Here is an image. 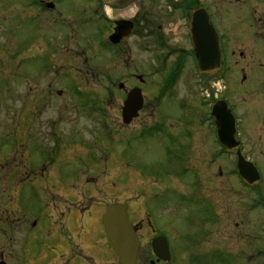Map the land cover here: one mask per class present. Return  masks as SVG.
<instances>
[{"label":"flooded vegetation","instance_id":"af4514ba","mask_svg":"<svg viewBox=\"0 0 264 264\" xmlns=\"http://www.w3.org/2000/svg\"><path fill=\"white\" fill-rule=\"evenodd\" d=\"M146 1L144 8L139 4L140 9H137V0H0L1 81L5 79L6 83L9 78H16L24 83L26 78H66L64 88L51 89L49 83L45 89L61 97L64 89L72 87L77 95L89 97L94 94L85 87L90 84L88 78L96 77L99 71L90 67L86 58L80 65L68 64V61L77 57V62L86 52L102 58L103 50L112 51L116 56L127 40L144 35L151 44L160 47L163 61L171 62L167 76L178 78L186 70L187 60L192 66L188 73L193 72L203 80L220 79L222 93L228 89L226 78L237 77L241 79L242 89L260 91L263 104L256 108L253 120L264 130V0ZM158 1L162 3L161 10L153 6V2ZM129 12L133 14L127 15ZM195 13L200 14L197 18L201 36L194 38ZM229 18L233 22L228 23ZM120 24H130V36L112 44L110 37ZM175 30L180 31L176 33ZM210 31L217 37L221 62L217 72L205 74L202 71L207 70H200L192 45L193 38L209 42ZM181 40L186 41L187 50L182 47ZM25 62L31 63L28 69L24 68ZM85 66L87 68L82 69ZM132 77L136 85L126 88L124 83H118L117 88L125 96L132 88L143 90L145 80L141 76L140 79L136 75ZM78 78L84 79V90L76 86L78 82L74 79ZM109 81L102 93L103 101L87 102V112L84 109L89 122L84 123V131L89 137L86 141H73L85 148L78 159L85 169L92 170V175L78 171V167H70L72 161L64 162L54 156L60 130L58 120L22 117L23 106L17 111L18 117H0V264H119L102 226L107 205L117 201L98 202L93 197V191L101 195L105 188L116 189V174L111 181H106L109 174L106 164H111L114 155L116 161V151L113 155L112 151L94 146L99 136L107 137V142L111 143L116 126L123 130L134 125L145 105L138 118L121 125L122 105L118 106L116 116V103H113L116 79ZM37 90L44 95L42 89ZM106 107H110L109 114H104ZM92 113L102 117L91 118L89 114ZM212 126L214 129V123ZM156 128L139 132H155ZM47 140L53 148L51 154L43 153V147L47 146L43 142ZM258 142L264 146V133L260 134ZM239 148L243 155L241 145ZM79 155L76 152L73 157ZM257 169L259 182L255 187L264 194V167L260 165ZM219 175L222 176L220 169ZM153 199L156 200L146 199L149 203L145 204L141 216L137 209L123 203L138 238L135 264H172L173 247L167 232L157 226V218L162 215L158 214L159 208L155 211L150 208ZM262 205L264 207V198ZM188 220L190 227L191 218ZM90 224H96V231L88 230ZM157 238L166 239L168 260L154 255L152 242Z\"/></svg>","mask_w":264,"mask_h":264},{"label":"rangeland","instance_id":"374dc122","mask_svg":"<svg viewBox=\"0 0 264 264\" xmlns=\"http://www.w3.org/2000/svg\"><path fill=\"white\" fill-rule=\"evenodd\" d=\"M146 3V0H137V9H140L139 4L144 8ZM153 6L161 10L162 3L153 2ZM161 24L164 25L162 21ZM181 44L188 49L185 40H181ZM102 55L100 58L98 54L86 52L79 61H75L77 57L68 61V64L80 65L86 58V63L99 71L96 77L88 78L90 84L85 87L94 94L89 97L77 95L72 87L64 89L61 97L45 89L49 83L51 89L64 88L66 78H26L28 82L24 83L16 78H9L5 83V79L1 81L0 78V117H18L17 111L23 106L22 117L58 120L60 130H56L58 146L54 156L64 162L72 161L70 167H78V171L92 175V170L85 169L78 159L85 148L73 142L86 141L89 137L84 131V123H89L88 114H84L87 102L103 101L102 93L109 86V80L116 79L113 103H116L117 116V108L125 96L117 88L118 83L129 88L137 84L133 75L142 76L145 109L139 120L128 129L118 130L116 126V133L110 138L114 142H107L105 136L96 139L95 149L112 151L113 155L116 151V161L114 155L111 164H106L109 172L106 181H111L116 174V189L105 188L101 195L93 191L94 199L126 203L141 216L145 204L149 203L146 199L156 198L150 201V208L154 211L159 208L158 214L162 215L157 218V226L168 234L174 251L172 264H264V207L259 203L263 202L264 194L259 193V187H254L255 190L242 188L237 175L230 173H233L230 163L234 162V157L224 154L215 141L209 117L210 99L206 101L207 94L200 88V78L193 72L188 73V69L192 70L191 61L185 59L186 70L173 78L172 83L167 76L171 62L163 61L160 47L151 44L144 35L131 37L120 46L116 56L106 50ZM23 65L28 69L31 63ZM74 80L78 82L76 86L84 90V79ZM226 80L227 92L221 94L236 112L243 155L256 167L263 168L264 146L258 142V137L264 130L253 120L256 108L263 104L260 91L242 89L239 77ZM38 88L45 92L44 95ZM110 107H106L104 114H109ZM89 116L102 117L93 113ZM155 126V132H139ZM50 143V140L43 142L47 144L43 153L51 154ZM76 152L80 155L73 157ZM88 230L96 231V224H90Z\"/></svg>","mask_w":264,"mask_h":264},{"label":"water","instance_id":"95a60500","mask_svg":"<svg viewBox=\"0 0 264 264\" xmlns=\"http://www.w3.org/2000/svg\"><path fill=\"white\" fill-rule=\"evenodd\" d=\"M200 14L195 13V23L193 27V35L200 37L201 24L197 18ZM203 20V18H202ZM201 20V22H202ZM194 24V23H193ZM204 24V23H203ZM131 32L130 24H120L113 35L110 37L112 43H118L120 40L126 39ZM211 32V31H210ZM210 33V41L205 43L199 41L200 38H193V49L196 54L198 66L204 73H210L219 68L220 50L216 35ZM143 98L139 88L130 90L122 107V122L129 124L138 116V112L142 108ZM211 115L214 118L217 139L226 152H232L238 147V141L235 138L236 127L234 118L230 111L226 108L224 102L219 101L213 105ZM237 155V169L239 176L248 185H253L258 181V174L252 164L245 161L240 155ZM103 229L107 238V242L118 258L119 264H135L138 238L132 229L131 223L128 221L126 207L122 204H112L107 206L102 217ZM153 253L163 260H168V247L166 240L163 238L154 239L152 242Z\"/></svg>","mask_w":264,"mask_h":264},{"label":"trees","instance_id":"16d2710c","mask_svg":"<svg viewBox=\"0 0 264 264\" xmlns=\"http://www.w3.org/2000/svg\"><path fill=\"white\" fill-rule=\"evenodd\" d=\"M173 78H174V77H172V78L170 77V78H169V79H170V81H171L172 83H173V81H174V79H173Z\"/></svg>","mask_w":264,"mask_h":264}]
</instances>
